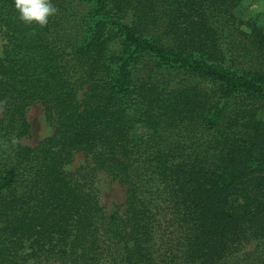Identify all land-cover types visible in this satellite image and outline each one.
<instances>
[{"label":"trees","instance_id":"1","mask_svg":"<svg viewBox=\"0 0 264 264\" xmlns=\"http://www.w3.org/2000/svg\"><path fill=\"white\" fill-rule=\"evenodd\" d=\"M252 1L51 0L41 27L0 0V264H221L264 240ZM36 102L53 133L30 146ZM75 152L94 166L67 171ZM94 169L125 186L122 214Z\"/></svg>","mask_w":264,"mask_h":264},{"label":"rangeland","instance_id":"2","mask_svg":"<svg viewBox=\"0 0 264 264\" xmlns=\"http://www.w3.org/2000/svg\"><path fill=\"white\" fill-rule=\"evenodd\" d=\"M241 18L244 21L263 23L264 0L249 2ZM244 26L246 27V25ZM4 41L3 30L0 29V55ZM26 116L30 124V132L22 138V142L25 145H36L40 140L53 133V126L47 122L40 103L36 102L30 105L27 108ZM93 166L91 155L75 152L71 161L65 165V168L67 171L74 173L85 167L91 168ZM90 176L103 210L106 213L117 212L122 214L125 210V186L103 170L94 169ZM263 261L264 240L243 242L221 264H262Z\"/></svg>","mask_w":264,"mask_h":264},{"label":"clouds","instance_id":"3","mask_svg":"<svg viewBox=\"0 0 264 264\" xmlns=\"http://www.w3.org/2000/svg\"><path fill=\"white\" fill-rule=\"evenodd\" d=\"M14 7L21 21L41 27L47 25L48 18L57 12L51 0H14Z\"/></svg>","mask_w":264,"mask_h":264}]
</instances>
